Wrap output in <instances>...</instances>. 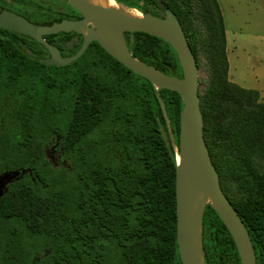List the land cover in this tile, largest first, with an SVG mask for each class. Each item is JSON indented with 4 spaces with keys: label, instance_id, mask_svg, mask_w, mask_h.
<instances>
[{
    "label": "trees",
    "instance_id": "1",
    "mask_svg": "<svg viewBox=\"0 0 264 264\" xmlns=\"http://www.w3.org/2000/svg\"><path fill=\"white\" fill-rule=\"evenodd\" d=\"M123 1L139 9V12L157 15L152 11V8L158 9L154 0H142V4L134 0ZM163 1L169 7L166 0ZM2 2L5 4V1ZM66 4L67 9H61L64 14L54 21L69 18L68 14L73 8ZM198 5L209 14L211 20L214 19L213 9L217 10L215 0H204ZM0 7L13 9L14 3L6 6L0 3ZM172 11L178 17L197 59L189 32L178 14ZM20 14L40 24L54 22L37 21L27 13ZM219 24L224 35L221 20ZM74 35L77 34L60 32L44 37L58 47L61 55L68 56L80 46L81 35H77L76 44L70 50H65L62 42ZM124 35L133 56L168 74L181 76L176 53L167 42L144 32H125ZM131 36L134 38L132 45ZM21 43L40 49L41 57L47 55L45 48L28 36L0 28V63H3L0 86L2 83L4 86L12 83L13 100H18L29 88L36 90L39 87L38 74L31 78L24 63L35 64L36 70L42 68L46 96L52 98L50 105L46 104V135L53 132L60 136L61 149L67 154L79 149L84 153L87 138L99 135L108 128V137L119 148L121 156L119 160L100 158L101 146H97L93 155L100 159L87 169L82 160H77L73 171L74 185L78 190H71L66 175L52 170L48 162H45L43 179L36 177L37 183H41L39 190L29 180L12 183L8 192L0 197V225L18 224L24 236L16 230L15 236L8 235L11 232L9 229L4 234H1L3 229L0 230V264H30L29 253L24 246L31 240L39 239L52 244L53 250L49 256L52 264H66L71 260L74 264H107V260L109 264H182L176 242V157L173 144L164 132L165 119L154 86L121 64L96 41H92L76 61L63 66L40 63L39 56L27 54ZM210 43L214 52L211 85L206 96L199 92L203 135L222 189L227 195L222 185L224 176L229 172L225 160L228 164L237 160L239 165L249 166L250 160L264 159V104L257 101L255 90L242 88L227 80L226 54L219 43L212 45V38ZM92 49L94 55L91 59L89 53ZM85 56L86 66L78 69L77 73L79 86L71 116L64 128H57L49 117V109L57 112L55 100L58 97L56 91L52 93L50 90L56 89L62 93L66 86V79L62 80L66 69L77 66ZM97 64L106 70H99L94 66ZM91 68L96 74L92 73ZM101 75L110 80H103ZM56 79H60L59 82ZM129 95L139 113L135 114L130 105L122 106ZM160 95L172 119L175 145L178 146L182 99L176 91L164 88L160 90ZM242 96L248 97L249 106L235 107L237 97ZM11 117L12 125L16 127L28 124L25 115L19 114L15 107ZM3 124L8 125L6 115ZM18 140V137L14 138V141ZM57 152L58 156H62L59 149ZM6 159H0V166L22 161ZM37 168L38 165L34 164L36 171ZM257 179L258 184L264 187V179ZM254 186L253 192L249 191L251 199L244 206L231 203L252 236L256 254L264 257V194L257 196L259 193L254 191L258 186ZM217 232H222L228 239L235 264H240L228 230L215 210L207 205L202 220L205 264H215L216 256H219L218 250L215 251L211 245V239L215 238ZM106 245L112 249V255H108L107 259L105 253L97 249ZM223 264L228 262L224 260Z\"/></svg>",
    "mask_w": 264,
    "mask_h": 264
},
{
    "label": "rangeland",
    "instance_id": "2",
    "mask_svg": "<svg viewBox=\"0 0 264 264\" xmlns=\"http://www.w3.org/2000/svg\"><path fill=\"white\" fill-rule=\"evenodd\" d=\"M2 1L8 2L4 4ZM11 1L13 2L9 3ZM115 1L120 6L138 13L137 9L128 6L123 0ZM134 1L139 4L143 3L142 0ZM203 1L166 0L169 7L178 14L189 32L190 41L197 55L200 94L206 96L211 85L212 56L214 54L211 51L210 41L212 38L214 42L212 45L216 46L219 43L224 54H226L225 57L228 65L227 80L242 88L255 90L257 92V101L264 104V0H215L217 10L213 9V20L198 5H201ZM0 3L5 6L6 4L13 5L14 3L13 9L20 13H27L37 21H54L55 18L61 17L64 14L62 10L67 9L65 0H0ZM152 11L158 14L161 13L156 8H152ZM219 20H221L224 35L221 32ZM76 41L77 35H74L70 39L63 41L62 47L65 50H70L76 44ZM133 43L134 38L131 36L130 44L132 45ZM21 44L27 54L42 56L41 50L35 46ZM92 51L93 49L89 53V58L91 59L94 55ZM86 56L77 66H70L66 69L67 73H65L62 79H66V86L62 93H58L59 90L57 91L56 89L50 90L52 93L56 91V96L58 97L55 100L57 112L49 109V117L57 128L59 126L64 128L71 116L79 86L77 73H79L78 69L86 66ZM94 64L96 63L94 62ZM24 66L29 71V74H31V78L34 77L35 73L38 74V89L29 88L25 94H21L19 99L14 101L12 97V91L14 90L12 83H8V86H4L2 83L0 86V159L6 157V160H22L21 163H15L14 165L0 166V176L7 172L15 175L12 180L5 182L2 187V196L8 192L12 183L23 180H29L34 188L39 190L41 183H37L36 177L43 179L42 176H44V172L46 171L45 162H48L52 170L66 175V181L67 184H71V190L77 189L76 185H74L75 174L73 171V165H75L77 160L83 161L85 169L100 158L119 160L121 156L119 148L108 137L109 129L105 128L101 134L87 138L83 150L84 153H82L81 149L74 151L72 154L63 152L60 145L61 137L53 132L46 135V104L50 105L52 98L51 96H46L44 71L42 68L36 70V65L29 62H25ZM94 66L98 67L99 70H106L101 64ZM2 67L3 63H0V68ZM73 71H76V74ZM92 71L94 70L92 69ZM92 73L96 74L95 71ZM101 78L103 80H110L107 76L101 75ZM160 90V101L157 98L156 92L155 95L165 119L164 132L171 143L175 145L173 122L168 114L166 105L162 101ZM9 97H11V100H9ZM236 101L235 107L242 106L246 108L250 104L248 97L244 96L239 99L237 97ZM133 102L132 96L129 95L122 103V106L130 105L129 107L135 114L139 113ZM14 107L19 114H24L27 118L28 124L25 127L12 125L11 115ZM5 115L8 125L3 124ZM16 137L19 138L18 141H14ZM97 146H101L99 151L100 158L93 155L97 150ZM58 149L62 156H58ZM34 164L38 165L37 171L34 169ZM226 166L229 168V172L224 176L222 185L229 199L235 205L244 206L251 199L249 191L253 192L254 185L258 186L257 190L254 191L255 193H259L257 196L264 194V187L262 184H258L259 180L257 179H264V159L250 160L249 166H245L242 163L239 165L237 160H234L232 164H228L227 160H225ZM70 197H72L71 193ZM73 213L76 214V212ZM1 229H3L1 234H4L6 229H9L11 231L8 233L9 236L17 235L16 232H21L23 235L18 224L2 223L0 225ZM211 245L215 251L218 250L219 252V256H216L215 264H223L224 260L228 264H235L233 250L222 232L216 233L215 238L211 239ZM52 247V244L46 243L45 239H39L31 240L24 246V250L29 253L30 264H52L49 260V256L53 250ZM97 249L100 253H105L106 259L108 255H112V249L108 245L106 247L99 246ZM259 257L260 262L264 264V257L261 255ZM66 264H74V262L71 260L67 261ZM107 264H109L108 260Z\"/></svg>",
    "mask_w": 264,
    "mask_h": 264
},
{
    "label": "water",
    "instance_id": "3",
    "mask_svg": "<svg viewBox=\"0 0 264 264\" xmlns=\"http://www.w3.org/2000/svg\"><path fill=\"white\" fill-rule=\"evenodd\" d=\"M81 18H63L51 24H40L11 10L0 11V28L28 36L41 44L48 55L39 57L45 65L63 66L76 61L92 41L132 72L146 78L159 90L176 91L183 102L179 115L176 157V242L182 264H205L202 248V220L210 205L228 230L238 253L240 264H256L254 247L242 218L224 190L215 170L203 135V114L199 98L197 59L176 14L163 0H155L163 16L151 12L132 15L119 5L105 7L89 0H66ZM79 33L80 46L71 55L63 56L45 35ZM125 32H144L167 42L176 53L181 76L168 74L132 55ZM10 172L0 176V197L5 182L14 178Z\"/></svg>",
    "mask_w": 264,
    "mask_h": 264
},
{
    "label": "flooded vegetation",
    "instance_id": "4",
    "mask_svg": "<svg viewBox=\"0 0 264 264\" xmlns=\"http://www.w3.org/2000/svg\"><path fill=\"white\" fill-rule=\"evenodd\" d=\"M66 1V0H65ZM155 1V0H154ZM5 2H8V1H5ZM13 1H11V2H9V3H12ZM66 3H68L67 1H66ZM166 4V3H165ZM158 6V5H157ZM11 10V11H14V12H16V13H18L16 10H13V9H8V8H3V7H0V11H2V10ZM158 10L161 12L160 14H158L157 13V15L158 16H163V11H161L160 9H159V7H158ZM20 14V13H19ZM22 15V14H21ZM69 15V18H71V19H76V18H81V15L73 8V10H72V12L71 13H69L68 14ZM25 17V16H24ZM63 19V18H62ZM75 33V32H74ZM75 34H77V35H81V34H79V33H75ZM81 39H82V36H81ZM47 55H48V53H47ZM46 55V56H47ZM247 229V228H246ZM249 233V232H248ZM250 235V234H249ZM250 238H251V241H252V236L250 235ZM252 244H253V242H252ZM254 251H255V249H254ZM255 257H256V264H262L261 262H260V257H259V255L258 254H256V252H255Z\"/></svg>",
    "mask_w": 264,
    "mask_h": 264
},
{
    "label": "bare ground",
    "instance_id": "5",
    "mask_svg": "<svg viewBox=\"0 0 264 264\" xmlns=\"http://www.w3.org/2000/svg\"><path fill=\"white\" fill-rule=\"evenodd\" d=\"M89 1H91V2H93V3H95V4H98V5L105 6V7H113V8H117V6H119V5L115 2V0H95V2H94V0H89ZM125 10L128 11L129 13H132V15H136V16H139V15H140L139 13H137V12L131 10V9L129 10V9L125 8ZM138 10H139V9H138Z\"/></svg>",
    "mask_w": 264,
    "mask_h": 264
},
{
    "label": "clouds",
    "instance_id": "6",
    "mask_svg": "<svg viewBox=\"0 0 264 264\" xmlns=\"http://www.w3.org/2000/svg\"><path fill=\"white\" fill-rule=\"evenodd\" d=\"M94 2H95V0H94Z\"/></svg>",
    "mask_w": 264,
    "mask_h": 264
}]
</instances>
